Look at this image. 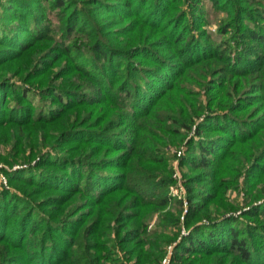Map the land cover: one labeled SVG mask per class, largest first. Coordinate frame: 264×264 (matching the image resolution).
<instances>
[{"label":"trees","instance_id":"1","mask_svg":"<svg viewBox=\"0 0 264 264\" xmlns=\"http://www.w3.org/2000/svg\"><path fill=\"white\" fill-rule=\"evenodd\" d=\"M202 1L3 4L0 264H161L179 233L148 220L167 209L179 227L181 212L165 148L194 125L172 264H264V202L237 217L225 200L264 179V0H211L220 40Z\"/></svg>","mask_w":264,"mask_h":264},{"label":"rangeland","instance_id":"2","mask_svg":"<svg viewBox=\"0 0 264 264\" xmlns=\"http://www.w3.org/2000/svg\"><path fill=\"white\" fill-rule=\"evenodd\" d=\"M9 0H0V19L4 14L3 4H6ZM200 8L205 11V18L208 23L205 25L206 29L213 34L216 40H220L221 36L218 35V26L220 22L227 18L224 11L215 9L211 0H203L200 3ZM53 19L55 17L53 16ZM57 23V21L55 22ZM196 89H200L196 87ZM202 99L205 104H207V96L205 90H202ZM202 117L201 119H203ZM199 119L198 121H200ZM170 123V122H169ZM196 136V126L194 125L192 129L187 130V139L181 144H170L165 148V151L170 158V167L172 169V176L174 182L168 188V195L171 197V203L175 201L181 202V212H180V226H168L163 228L162 223V214L167 210L158 211L154 213L148 220L147 231L149 233H154L156 231L163 230L170 236H175V233L178 232L179 236L176 242L168 243L164 245L165 256L161 261V264H172L173 254L175 253V245L181 240V236L188 235L189 229L185 226L186 215L190 209V200L188 197V188H187V177L186 173H192L188 166L183 165V158L188 155L189 152H192L191 146H189V140ZM11 151L10 146H0V153H9ZM193 153H196L194 151ZM0 164L6 165L5 162L0 161ZM8 166V165H7ZM236 174V173H235ZM234 174V175H235ZM238 179V178H237ZM249 185V186H248ZM264 189V179L257 181V183H247L246 174L240 176L238 179V186L231 187L227 190L225 195V200L229 203H232L234 206L239 207V210H232L228 214H234L237 217H241L243 213L250 208L253 202L256 204H261L264 202V199L254 198V193L258 190ZM262 198V197H261ZM260 199V200H259ZM217 216V215H216ZM119 256L121 258H126L125 253L122 250L118 249ZM130 264L135 262V259L128 260Z\"/></svg>","mask_w":264,"mask_h":264},{"label":"built area","instance_id":"3","mask_svg":"<svg viewBox=\"0 0 264 264\" xmlns=\"http://www.w3.org/2000/svg\"><path fill=\"white\" fill-rule=\"evenodd\" d=\"M22 165H15L13 169L22 168ZM5 169H10V167L0 164V185L6 188L10 187L9 177Z\"/></svg>","mask_w":264,"mask_h":264}]
</instances>
